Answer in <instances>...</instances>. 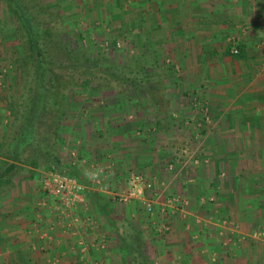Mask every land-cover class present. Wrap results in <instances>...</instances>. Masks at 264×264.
I'll list each match as a JSON object with an SVG mask.
<instances>
[{
  "label": "crops",
  "instance_id": "0c3cea01",
  "mask_svg": "<svg viewBox=\"0 0 264 264\" xmlns=\"http://www.w3.org/2000/svg\"><path fill=\"white\" fill-rule=\"evenodd\" d=\"M55 1L99 37L133 41L139 58L166 68L156 86L189 114L144 133L143 119L127 113L130 100L109 90L98 104L78 91L56 157L91 185L66 209L44 191L42 167L21 164L0 182V264H130L116 215L144 233L153 264H264V0ZM0 105L1 128L9 119ZM182 146L197 162L168 169ZM132 172L153 189H131ZM90 190L103 194L107 210L86 197ZM120 191L131 193L122 205ZM145 198L152 214L139 209ZM167 198L179 204L167 208Z\"/></svg>",
  "mask_w": 264,
  "mask_h": 264
},
{
  "label": "rangeland",
  "instance_id": "374dc122",
  "mask_svg": "<svg viewBox=\"0 0 264 264\" xmlns=\"http://www.w3.org/2000/svg\"><path fill=\"white\" fill-rule=\"evenodd\" d=\"M16 1L24 6L26 12H29L32 24L41 29L37 39L39 48L43 55V61L50 64L49 69H45L42 76V84L46 89H52L57 81V78L54 76L55 73L50 69H65V67L77 68L79 66L89 65L92 69L95 67L96 70L107 71L110 75L115 73L123 78L124 84L122 86L124 87L120 90H115V93L110 92L109 94H114V96H120L121 98L125 97L127 100H130V106L126 108L127 113L132 115V117L133 114H136L137 118L143 119L141 131L144 133H149L152 130H158L162 127L179 126L180 124L176 123V119H180L177 114H189L185 108L179 106V98L167 95L169 91L166 88L160 89V101L157 104L154 103V94H150L149 91L159 83H162V78L158 72L166 68L159 65L154 68L144 58H139L136 55L133 41L122 39L119 36L113 37L105 35L99 37L98 33L95 32L97 26L93 25L94 27L92 28L90 27L92 25L91 23L88 26V22L76 18L75 14L62 11L60 9L62 6L59 3L60 1ZM80 21L84 23L81 24ZM7 29L13 31L9 32L8 38H6ZM102 29L106 32L112 30L109 24L103 26ZM30 45V34L21 23L15 10L11 8L9 1L0 0V104L4 105L3 108L7 113L4 114L3 112L1 117L6 116L9 119L6 126L0 128V142L11 132L12 125L18 122L22 110L29 102L28 94L35 72L33 50ZM168 64L171 65L170 62L166 65ZM132 82L136 84H131ZM83 90L89 91L88 93L84 92V94L90 96L98 104L100 101L105 102L108 99L106 98L107 94L105 92H109V90L105 89L104 86L97 85L95 81L84 87L72 85L69 88L68 85V89L66 90L68 97L64 115L72 96L75 97L79 94V98H82L81 93L77 92ZM62 121L57 131L58 135ZM7 129H10V132H7ZM58 146L59 141L54 148L55 156H57ZM38 163L37 168L42 167L41 170L45 172L50 171L52 164H49L45 159H38ZM54 164L59 167L58 163ZM60 172L68 175V171L60 169ZM43 174L41 177L42 184ZM73 177L82 185H91L89 181H83L77 179L75 176ZM90 191L101 196L100 199H96V203L103 207L106 201L103 194L94 190ZM122 193L120 191L114 195L115 200L120 205L124 203L119 200V195ZM104 209L107 210L108 208L105 206ZM139 209L145 211L141 203ZM114 211L118 210L116 209ZM113 218L112 227L114 228L116 241L119 245L122 237L130 235L131 232L136 230L141 231L137 225L123 216L116 215ZM141 233L146 243L145 235L142 231Z\"/></svg>",
  "mask_w": 264,
  "mask_h": 264
},
{
  "label": "trees",
  "instance_id": "16d2710c",
  "mask_svg": "<svg viewBox=\"0 0 264 264\" xmlns=\"http://www.w3.org/2000/svg\"><path fill=\"white\" fill-rule=\"evenodd\" d=\"M7 1L30 34L35 72L29 89V102L22 110L18 122L12 125L11 132L0 142V182L9 181V175L21 164L37 167L40 158L52 164L50 170L60 172V168L54 164L57 163L54 148L58 142L57 131L67 102L68 85L69 88L72 85L84 87L95 81L97 85L104 86L114 93L115 90L124 87L122 86L124 80L120 75L115 73L110 75L107 71H99L95 67L92 69L89 65H83L77 68L50 69L55 73L57 81L52 89H46L42 84V76L45 69H49L50 64L43 61L39 48L37 39L41 29L32 24L31 16L23 5L16 0ZM149 93L154 94V103L157 104L160 101V87L151 88ZM68 175L73 177L70 172ZM86 197L95 201L101 198L99 194L91 191H86ZM120 249L127 255L130 264H153L143 234L139 230L122 237Z\"/></svg>",
  "mask_w": 264,
  "mask_h": 264
},
{
  "label": "built area",
  "instance_id": "2783aa9c",
  "mask_svg": "<svg viewBox=\"0 0 264 264\" xmlns=\"http://www.w3.org/2000/svg\"><path fill=\"white\" fill-rule=\"evenodd\" d=\"M233 53H237L238 50L234 48L232 50ZM193 99V98H192ZM195 100V99H193ZM194 150L191 151V149H188L186 147H180L176 150L174 153V160L167 162V168L173 169L175 166L174 162H178L182 164L183 159L185 158L183 164H187L186 162L190 160L193 161V163L197 162V157L193 153ZM178 160V161H177ZM129 187L131 189L141 186L144 189L152 190L153 189V183L152 181L145 180L144 177L137 172L130 173L128 180H127ZM42 187L44 191H47L51 194H53L57 199L59 200L60 204L64 208H69L75 204V202H78L82 200V196L84 195L86 187L79 183L74 177L69 176L67 174H63L59 171H53L50 170L48 172H45L43 174V184ZM131 193L129 192H123L119 195V200L125 202L130 198ZM166 206L168 207H174L179 204L178 199L176 198H167L166 199ZM142 205L144 210L148 214H152L154 211L153 202L149 198H145L142 201ZM163 213H166V209L163 210Z\"/></svg>",
  "mask_w": 264,
  "mask_h": 264
}]
</instances>
